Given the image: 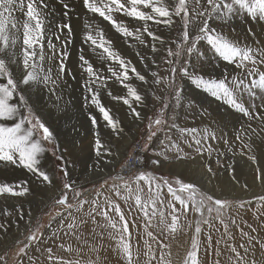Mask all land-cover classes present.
Masks as SVG:
<instances>
[{
	"label": "rangeland",
	"instance_id": "1",
	"mask_svg": "<svg viewBox=\"0 0 264 264\" xmlns=\"http://www.w3.org/2000/svg\"><path fill=\"white\" fill-rule=\"evenodd\" d=\"M165 2L167 3L168 0ZM46 3L48 5L45 10L47 19L45 21V38L42 43L45 55L54 56L55 59L45 61L43 67L45 69L52 67L53 79L56 80V83H50L47 86L42 83L32 84L31 87L27 88L20 84V89L24 90V95L29 99L33 112L42 118L53 134L50 143L42 142L45 151L40 156L39 165L41 170L47 172L51 183L43 181L41 177L28 171L19 162L15 165L0 162V185L8 184L16 191L21 190V187H17L18 185L28 189L22 196H13L8 193L0 194V224L5 225V228L0 229V256H6L7 264H23L25 261L32 263L36 256L33 249L39 245L40 240L67 228L68 224H73L79 215L81 220L84 214L91 212L92 201H97L98 206L109 207L110 209L118 205L125 217H128L130 225H136L135 227L143 233L140 236L146 238V241L148 238L150 245L155 246L158 255L153 256L156 257L153 260L155 262L160 261V256L163 253L165 264H168L169 261L170 264H183L186 252L191 248V238L196 235L197 220L201 221V233L197 236L199 264H207L205 256L208 251L201 249L202 239L205 238L208 241L209 235H220L221 230L219 228L222 225L233 226L232 229L227 228L226 234H235L239 230L235 228L237 227L236 221L239 219L238 214L246 213L244 216L249 217L251 215L252 218L254 216L258 221L259 219L263 221V215L258 212L264 210V201L258 198L264 195L251 196L242 200L228 196L227 198H219L220 186L215 180L217 175L225 173L230 179L235 176L238 181L244 180L245 191L255 190L252 184L248 182L250 178L255 177V174L250 173L248 177L244 174L241 176V171L246 166L240 160L243 159V156H239V160H234L232 155H234L233 152H241L240 143L245 144L254 141L256 135L264 130V119L256 118L264 115V92L253 88V82L259 79V72H254L252 75L248 74V69L253 67L259 71H264V63L260 62L259 56L255 65L247 62L243 69H238L235 64L224 61L216 53L214 58L216 62L212 61V63L204 59L202 54L207 48L214 51L211 45L206 39L198 41L196 53L187 57L189 75H177L176 77L175 84L180 90V96L179 99H175L174 95H169L171 89L165 92L161 90L160 86L153 84L151 74L157 72L161 76L169 75L168 66L164 63L163 58L167 55L166 49L168 47L175 51V45L172 41L178 39V33L182 28L179 17L173 16L172 27H169L163 23L156 24L154 21H147L145 24L144 21L114 13V19L122 22L134 33V36L124 37L102 17L88 12L83 7L82 0H63V3L61 0H46ZM65 3L69 5L67 9L64 8ZM142 10L151 12L150 9ZM14 15L18 19H23L22 13L18 11L14 12ZM216 16L217 13L206 17L212 34H221L229 40L237 38L235 43L242 48L252 49L253 53L264 52V21L258 19L256 28L245 29L248 36L246 37L247 34L243 31L241 36L244 39L241 36L239 39L237 35L226 36L221 28L222 21L218 20ZM86 22L92 24L94 29L98 26L103 31L106 40L111 42L112 49L126 61H130L136 71L146 77L147 83L141 82L129 69V80L123 82L137 90L143 98L141 102H136L129 97L127 89L108 72L109 66L116 71H121L119 65L107 59H101L102 49L93 50L90 42L84 41ZM63 23L71 25L72 33L70 36L67 29L61 30L57 27ZM145 26L148 27L149 31L161 36L165 40V44L161 46L159 41L152 40L144 32ZM137 29H139L138 33ZM93 35H95V31H93ZM135 35H139L146 43L141 44L139 40L135 39ZM49 42L55 46V52L49 46ZM153 44L158 49L155 53L152 51ZM37 50L39 51V49ZM62 50L68 53L67 58L64 59L66 72L57 79L56 72L60 63L59 53ZM81 54L89 60L97 73L105 78L103 82L90 84L88 87L99 93L101 104L110 111V115L115 120L120 122L121 130L118 132L112 131L96 106L90 103L91 93L86 87L89 77L81 67L79 59ZM203 62H207V65L204 66ZM12 67L14 71H18L20 66L14 65ZM193 76L203 77L204 80H224L230 89L242 81L240 88L235 91V97L238 103L250 110L253 118L244 116L235 106L229 104L226 98L214 97L204 86L195 83L192 79ZM192 87L198 92L195 95L190 94ZM157 95L167 97L170 107L165 109V123L158 126L160 130L157 131V126L152 128V131H156L157 135L149 142L148 125L150 120L156 118L158 110L162 107L161 101L155 98ZM114 96L128 98L132 108L130 109L128 105L124 104L123 100L114 99ZM201 96H206V100H200L199 97ZM17 101L18 96L12 102ZM132 109L140 113L139 118L133 115ZM21 111L27 114L25 109L22 108ZM90 115L94 116L97 121L95 127L89 119ZM4 123L10 125L12 121ZM224 126L229 131L225 130L224 133L222 131ZM183 129H196L197 132L195 134L191 131L184 132ZM253 129L255 131H252ZM238 134H242L241 139H237ZM40 135L42 134H38L36 138L39 139ZM97 137L104 145L99 156L96 154L95 147ZM166 137H170L171 140ZM201 137L203 138L201 139ZM195 139H201L199 146L195 143ZM162 140L165 141V144L160 143ZM125 141L126 147H124ZM145 145H147V149H145ZM105 149H110L111 154H107ZM136 150L140 151L141 162L148 169V172L152 173L157 182L160 183V188L157 191L160 192V199L164 201L162 209L160 202L157 201V215L151 221L152 227L148 228V231H152L156 237L155 240L148 237L145 230L148 219L144 216V202L153 195L149 192L148 185L144 181L139 182L142 189L140 192L142 205L138 207L135 202L137 185L133 182L134 177L124 179L131 185L132 195H129L122 186L123 181L111 179V177L118 176V170L124 165L127 157ZM57 156L60 159H57ZM121 157L123 158L121 159ZM209 166L212 169L211 172L208 171ZM229 166L234 169L231 174ZM105 169L113 170V172L97 178ZM65 171L67 175L64 174ZM162 178H166L176 189L179 188V185L175 184V180L179 179L184 183L196 185L201 192L214 198L231 201L232 203L227 209L222 210L221 219L224 223L221 224L216 219L215 211L211 214L207 212L208 206L215 207V205L211 201H205L203 218L208 219L209 224L203 223L199 214L189 210L186 215L177 213L181 227L176 232H171L170 229L160 223L159 211H164L167 224L171 222L169 214L171 210L168 208V201L172 200L177 209H180L181 206L169 195L167 187L162 184ZM105 180H107V184L102 187ZM65 182L72 185V190L64 189ZM113 185L119 188V195L116 194ZM76 191L81 192L82 195L80 198L74 199ZM47 192H51V194L47 196ZM64 192H67L68 201L73 205L71 209L55 204V200ZM178 194L187 196V192ZM81 198L89 203L77 210L78 199ZM108 201H111V205L108 204ZM238 202L243 203V206H240ZM5 209L9 213L7 216L3 214ZM146 210L151 216L152 207L147 206ZM31 213L32 217L25 225ZM33 232L37 233L40 239L31 242L26 254L17 256L16 253L19 248L27 243L26 237ZM9 236H13L12 242L9 241ZM17 240L21 243L17 244ZM161 245H167V247L161 248ZM155 249H153L154 252ZM152 251H149V254ZM153 262L151 261L150 264L155 263Z\"/></svg>",
	"mask_w": 264,
	"mask_h": 264
},
{
	"label": "snow or ice",
	"instance_id": "2",
	"mask_svg": "<svg viewBox=\"0 0 264 264\" xmlns=\"http://www.w3.org/2000/svg\"><path fill=\"white\" fill-rule=\"evenodd\" d=\"M63 3V0H61ZM83 7L88 10V12L96 14L103 18V20L109 22L112 27L124 37L134 36V33L129 30L122 22H118L114 19V13H120L127 17L136 19L138 21H154L156 24L163 23L166 26L172 27L173 16L180 18V23L182 25L181 30L178 33V39L173 40L172 43L175 45V51L171 47L166 49V57H164V63L168 66L167 71L169 75L161 76L157 72H152L153 84L160 86L162 91L171 92L169 95H174L175 99H179L180 90L175 84L177 75L188 76V59L194 55L197 51L198 41L206 39L211 45L215 53L222 58L224 61L235 64L238 69H243L246 67L247 62H251L253 65L257 62V57L259 56L260 62L264 63V52L253 53L252 49L247 47H240L237 43L222 35H214L211 33L208 20L206 17L213 14L219 13L221 9H225L230 12L232 10L233 4L243 9L246 14L250 17L257 18L260 21H264V0H232V3H224L223 0H82ZM48 5L46 0H0V162L19 164L26 168L28 171L37 174L47 183H51L50 177L47 172L41 170L40 156L44 153L45 149L43 147L44 141L51 142L53 134L49 127L42 120V118L33 112V108L29 104V99L24 95V90L20 89V84L27 87H31L32 84H55L56 80L53 79V69L49 67L45 69L43 67L45 61H52L55 59L54 56H46L44 51V46L42 41L45 38V21L47 19L46 9ZM68 4H64V8L67 9ZM142 9H150L151 12L144 11ZM22 13L23 19H18L14 12ZM67 15V12H65ZM163 18V19H161ZM61 30L67 29L69 36L72 33V28L69 23H63L57 25ZM86 31L84 33V41L86 43L90 42L93 50L96 48L102 49L101 59H107L115 64L119 65L121 71H116L113 67H108V72L120 81L121 84L127 89L128 96L134 99L136 102L142 101V96L138 94L137 90L128 85L124 84V81L129 80V69L135 75V77L144 83H147L146 77L136 71L135 67L131 65L130 61H126L118 52L112 49L111 42L106 40L103 31L99 29L98 26L93 28V25L86 22L84 25ZM95 31V35H93ZM137 33L139 29L136 30ZM144 32L147 33L149 37L154 41H159L161 46L165 44V40L149 31L148 27H144ZM135 39L139 40L141 44H145V40L141 39L139 35H135ZM22 42V43H21ZM67 42V41H66ZM49 46L52 47L53 52H55V46L49 42ZM39 49V51L37 50ZM152 51L155 53L158 51L155 44L152 45ZM68 53L62 50L59 53L60 63L58 65V70L56 72L57 79L60 78L61 74L66 72V67L64 64V59L67 58ZM81 61V67L84 72H86L89 80L86 84L87 90L91 93L90 103L94 104L99 112L103 115V119L107 122L108 126L113 132L120 131V122L115 120L111 115L110 111L106 109L99 99V93L93 91L90 84L97 82H103L105 79L101 77L94 66L85 58L83 54L79 57ZM14 65H18L19 70L14 71ZM254 72H259V79L253 82V88H257L264 92V71H259L256 68H249L248 74L252 75ZM193 81L198 85L204 86L214 97L226 98L227 102L241 112L244 116L252 119V113L248 108L238 103L235 97V91L240 88V84H236L234 88H229L224 80H204L203 77H192ZM111 95V93H110ZM18 96V101L13 103V99ZM114 99L123 100V103L132 108V105L128 98L114 96ZM156 100L161 101L162 107L158 110V115L154 120H150L148 125L149 134L148 141L150 142L153 137L157 135L156 131H152L154 126H157V131H159V125L165 123V109L169 108L167 97H162L157 95ZM25 109L27 114L21 111ZM133 115L136 118L140 117V113L135 109H132ZM257 119H264V115L256 117ZM93 127L96 126L97 121L94 116H89ZM7 121H12L9 125ZM175 127V125H173ZM182 131L196 133V129H183ZM252 131H255L253 129ZM40 138L37 139V135ZM242 134L237 135V139H241ZM171 140L170 137H166ZM203 137H201L202 139ZM201 139H195V143L199 146ZM251 139V137H249ZM161 144H165V141H160ZM175 147V145H172ZM247 148H251V144L244 145ZM96 154L99 156L101 154V149L104 148L100 139L97 137L95 141ZM168 147V145H165ZM147 149V145H145ZM107 154H111L110 149H105ZM60 159L59 156L56 157ZM179 158V157H178ZM129 159L133 164L139 163V158L133 155H129ZM248 159L253 163L257 164V157L254 155H249ZM154 163L156 161H153ZM63 171V170H62ZM208 171L211 172L212 169L209 166ZM234 169L229 166L230 174ZM67 175V172L64 173ZM257 179L264 181V171L257 168ZM111 179H119L123 181V187L132 195L133 189L128 181L124 180L122 176H114ZM144 181L149 188V192L153 195L150 196L148 201L144 202V216L148 219V224L145 225L146 234L153 240L156 237L153 235L152 231H148V228L152 227L151 221L157 215L156 203L160 202L161 209L163 208L164 201L160 199V192L157 189L160 188V183L157 182L156 178L150 172H138L133 178V182L136 183L137 187L135 189V202L138 207L142 205V200L140 192L142 191L139 182ZM107 180L102 184L106 185ZM162 184L167 187L169 195L173 200L180 204V209H177L172 203V200L168 201V208L170 211L171 222L166 224L165 213L163 210L159 211L160 223L165 225L166 228L170 229L171 232H176L181 226L179 224V215L187 214L189 210L197 213L203 219V223L209 224V220L204 217L205 201H211L215 207L208 206L207 212L211 214L213 211L216 212V219L223 224L221 219L222 210H226L227 207L232 203L229 200H222L219 198H214L211 195H207L201 192L196 185L192 183H184L181 180H175V184L179 185L176 189L173 184L169 182L166 178H162ZM21 187L20 191H16L12 186L8 184L0 185V194L8 193L13 196H22L28 189L26 187ZM64 189L72 190V185L65 182L63 185ZM119 195V188L116 185L112 186ZM187 192V196H181L178 193ZM81 192L76 191L74 194V199L81 197ZM127 198V197H122ZM261 201H264V196L259 197ZM89 203L85 199H78L77 210H80L85 204ZM240 206H243V203ZM55 204L65 206L71 209L72 204L68 201L67 192L62 193L58 199L55 200ZM91 212H96L98 208L97 201H92ZM111 205V201H108ZM147 206L152 207L151 216H149L146 210ZM191 206V207H190ZM116 215L120 218V223L112 220L109 217V211L104 210L99 212L100 215L107 220V226L116 229L121 233L119 248L121 254L126 259V264H133L132 261V251L131 245L124 238V234L131 236V231L129 223L121 211L118 205L112 207ZM5 216L9 215L8 211L5 209L3 211ZM60 215V213H57ZM91 215V213H90ZM93 222L95 218L92 217ZM200 220L196 221L195 234L191 238V248L186 252L183 264H199L198 260V240L197 236L201 233ZM233 223L235 221L233 220ZM73 224H68V228H73ZM135 226V225H133ZM211 227V225H209ZM102 227H104L102 225ZM5 228L4 224H0V229ZM227 230V225H225ZM244 236H248V233H243ZM40 236L33 232L26 237L27 243H24L22 247L19 248L16 253L17 256L26 254L27 249L30 247L31 242L37 241ZM253 238H250V241ZM209 246H211V235L208 236ZM17 244L21 241L17 240ZM147 244V241L145 242ZM260 244V248L264 250V242L256 241ZM219 244V241H217ZM63 247V245H61ZM167 247V245H161V248ZM231 253L235 254L236 264H246V261L235 246H229ZM240 248H244L245 252L248 249L245 245L241 244ZM70 250V249H66ZM51 253V249H47ZM148 253H145L147 255ZM216 255L219 256L220 252L217 250ZM51 259V256H49ZM154 259L155 257H151ZM0 262L7 264L6 256H0ZM65 264H70V262H65ZM78 264V262H77ZM160 264H165L163 253L160 256ZM170 264V261L168 262ZM219 264V261H217ZM252 264H256L253 260Z\"/></svg>",
	"mask_w": 264,
	"mask_h": 264
},
{
	"label": "bare ground",
	"instance_id": "3",
	"mask_svg": "<svg viewBox=\"0 0 264 264\" xmlns=\"http://www.w3.org/2000/svg\"><path fill=\"white\" fill-rule=\"evenodd\" d=\"M223 2L228 4V3H232V0L230 1L223 0ZM216 18L222 21L221 28H222V31L226 34V36L237 35L239 39L242 38L241 34L243 31L245 32V29L247 28L255 29L256 28L255 25L256 23H258L257 18L253 20V17L248 16L243 9H240L238 6L234 4L230 12L222 8L221 11L217 13ZM247 36L248 34L246 35V37ZM236 40L238 39L237 38L232 39V41H236ZM202 54H203L204 59H206L207 61H210V62L215 61L214 59L215 52L212 51L210 48L205 49L204 53L202 52ZM203 65L204 66L207 65V62H203ZM190 91H191L190 94L195 95V93H198L196 90H194V87H192V89L190 88ZM199 99L204 101L206 100V96H201L199 97ZM225 130L229 131V129L226 126L223 127L222 131L224 132ZM245 144H241V143L240 145L238 144L241 152H233L234 155H232L233 156L232 158L234 160H237L239 156H243V159H240V160L246 166L243 167L241 171L242 175L241 174L240 175L243 176L244 174L245 176L248 177L250 173H254L255 177L250 178L248 182L252 184L255 190L251 192L245 191L244 190V187H245L244 180L238 181L237 177L235 176L233 179H230L229 176L226 175L225 173L224 174L220 173L219 175L215 177L216 182L220 186V194H218L219 198H227L228 196L230 198L236 197L242 200V199H247L251 196L254 197L257 195H264V181H261L256 178L257 168L264 171V130L261 133H258V135H256V139L254 141L247 143V144H251V148L245 147L244 146ZM126 146L127 145L125 141L124 147ZM249 155L256 156L258 163L253 164L248 159ZM122 158L123 157H121V159ZM112 172L113 170L105 169L100 173V175L97 178L101 176L103 177L106 174H111ZM207 188L209 187L207 186ZM217 189L215 190L217 191ZM50 194L51 192H47V196H49ZM111 209L109 207L105 208L103 206H98L97 213L87 212L86 214L83 215V218H81V220H80V215H79L75 219V222H73V225H74L73 228L71 229H69L68 227L64 228L60 230V232L59 231L55 232L53 233V235L46 236L42 240H40L39 245L33 249V252L36 255L33 259V262L29 263L28 261H25L27 263L23 262V264H65V262H70V264H77V262L78 264H126V259L121 254L120 248H119L121 233L118 232L116 229H113L110 226H107V223H108L107 220H105L104 217L99 214V212L108 210L109 217L112 220L116 221L119 225L120 218L119 216L116 215L115 211H112ZM90 213L91 215L89 216ZM258 213H261V215H263V221L261 219H259L258 221L256 217L253 216L252 218L251 215L249 217L246 215L244 216V214L246 213L238 214L239 219L236 221L237 227L235 228H238L239 230L233 235L226 234L225 225H222L221 228H219L221 230V234L219 235V234L214 233L215 235L211 236V246H209V241H207V239L206 240L205 238L202 239L201 249L203 248L208 251L205 256L207 264H217V261H219V264H236L235 254L231 253L229 246H235L237 248L241 256L244 257L246 264H251L253 260L256 261V264H264V250L260 248V244L256 243L257 240L264 242V210L259 211ZM258 216L260 217V215ZM30 217H32V213L29 215V218L25 222V225L30 220ZM92 217L95 218V222H93ZM127 221L129 223L131 236L129 237L127 236V234H124V238L127 242L130 243L131 246H134V247H131L133 264H150L151 261L152 262L154 261L151 257L158 255V251L156 252V249L154 248L155 246H153L152 244L150 245L148 238H147V244L145 243L146 238H142L140 236V234L142 235L143 233L135 227L136 225L135 226L130 225V222L128 219ZM102 225L104 227H102ZM232 227H229V228L232 229ZM243 233H248V236H244ZM8 238H9V241L12 242L13 236H9ZM250 238H253V239H251L250 241ZM217 241H219V244H217ZM241 244L245 245V247L248 249V252H245L244 248H240ZM61 245H63V247ZM49 248L52 250L51 253L47 251V249ZM66 249H70V250H66ZM153 249H155V252ZM217 250L220 252L219 256L216 255ZM149 251H152V252H150L149 254ZM145 253H148V254L145 255ZM49 256H51V259L49 258ZM154 264H160V261H157Z\"/></svg>",
	"mask_w": 264,
	"mask_h": 264
},
{
	"label": "built area",
	"instance_id": "4",
	"mask_svg": "<svg viewBox=\"0 0 264 264\" xmlns=\"http://www.w3.org/2000/svg\"><path fill=\"white\" fill-rule=\"evenodd\" d=\"M132 155L139 158V163L133 164L129 157H127L124 165L117 172V175L124 177V179H130L132 177H135V175L140 171L146 173L148 172V169L141 162L140 151L136 150Z\"/></svg>",
	"mask_w": 264,
	"mask_h": 264
}]
</instances>
